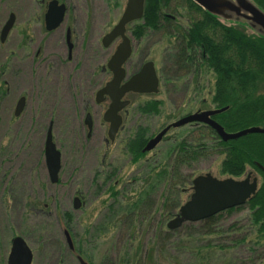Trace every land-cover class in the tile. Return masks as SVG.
Here are the masks:
<instances>
[{
  "label": "rangeland",
  "instance_id": "rangeland-1",
  "mask_svg": "<svg viewBox=\"0 0 264 264\" xmlns=\"http://www.w3.org/2000/svg\"><path fill=\"white\" fill-rule=\"evenodd\" d=\"M37 1L0 0V25H4L8 21L10 13L17 14V24L19 26L34 25L38 6ZM208 1L212 3L213 10L221 19L220 21L227 23L228 26L232 25L230 23L233 21L237 20L238 22L239 19L244 22L241 16L243 9L240 6L243 3L257 6L264 12V9L253 0ZM229 1L233 6L235 4L239 5V12L234 8L230 9ZM127 2L128 0H80L79 2L83 13L86 16L89 15L84 20V24L88 27L87 32L91 26H95V30L91 35V47L99 54L97 59L100 60L101 69L106 67L116 47L121 43L118 40L108 49H104L101 41L118 23ZM180 11L182 17H179V21L186 25L187 18L183 16L186 12L184 10ZM92 14L96 16L95 19L91 17ZM245 30L249 35H255L258 32V29L253 30L248 26ZM127 35L130 38L132 37L130 26H128ZM84 36L86 39L83 49L85 50L89 33H85ZM131 39L133 55L129 60V65H126V69L130 73H134L145 63L153 62L160 78L159 93L149 95L130 94L127 96L126 99L130 100L131 104L122 113L123 125L115 138V142L112 143L108 138L107 125L103 124L101 116L106 105L94 108L97 112V131L93 132L89 139L87 137L88 129L86 127L82 129V126L79 125V123H83L84 118V112L78 108L80 103L79 93L76 98V106L73 107L72 104L75 99L73 98L72 101L69 97L70 101L68 102L62 92L65 105L59 107V113H57L58 118L62 120V124L54 131L57 139L56 143L62 152L63 164L60 181L57 184L50 182L51 179H49V185H45L44 182L47 178L40 176L37 172L30 171V169L39 165L40 160H42V163L46 161L45 155L32 151L28 144L31 140L37 138L38 143L43 144L44 139H46L49 121L46 114L48 97H38V100H30L23 116L19 120L17 119V123H20L21 127L20 131L18 130L20 136L16 138L25 145L20 146L19 150L16 151L19 158L18 164L20 165L16 170L18 173L19 171L22 172H20L19 177L10 179L16 193L6 195V207L3 212L4 216L0 217V228L9 223L12 224L21 217L23 220L29 218V216L27 218L23 216L22 213L25 212L27 207L30 208V204L38 207L36 216L31 218L32 226H34L33 235L31 234L32 247L37 254L34 264H48L46 262L48 257L49 264H79L78 255L82 256L89 264H117L119 256L127 246L129 228L122 225L123 229L119 234L117 224L126 217H122V213L118 215L117 211L119 210L115 214L109 212L113 197L120 194L118 196L123 195L126 197V199H123L129 204L131 202L134 204L138 200L140 190L144 186L146 189L148 187L147 183H144L146 174H150L154 170L160 171L164 166L172 172L174 165H176V161H174L176 155H171V149L175 147L174 141L179 139L177 142L186 140L193 143L201 140L202 143L207 144L211 141L209 129H198L203 124H189L181 128L171 129L154 150L145 152L140 161H132V156L128 152V143L139 131V126L145 129V140L148 141L168 125L195 113V109L214 110L211 99L215 90L216 78L212 72L201 73L197 78H194L192 83L190 74H184L186 72L175 73L169 58L172 48L168 46L166 36L161 33L150 32L140 40H135L133 37ZM14 43L16 42L12 40L10 45L6 47V63H9L8 51L15 47ZM110 79H112V75L109 72L102 74L97 83H94V80L91 81L93 87L88 88L87 91L91 94L92 99L95 98L96 91ZM197 80L199 82L196 83ZM17 98L18 93L14 92L8 101L13 102ZM146 101H162L160 115L142 114L139 107L145 104ZM50 102L51 99L49 98V105ZM7 115L5 125L1 128L2 133L6 131L7 123L10 121L8 118L10 116ZM209 128L214 131L211 127ZM95 129L96 127L94 131ZM203 156L200 161L192 163L190 167L181 169V173H183V179L180 181L182 186H177V191L172 195L173 204L176 207L173 214L165 219V230H167V223L177 215L180 206L190 199L192 194L190 188L196 177L210 173L218 179L227 178V176H222L220 172L224 156L215 153L210 155L205 153ZM106 168L107 171H111V169L120 170V173L114 179L98 177L97 174H100V170ZM249 173H253L254 177H258L259 186L262 185L263 179L260 173L248 166L247 173L244 176L246 177ZM244 176L241 178H244ZM139 178H143L144 181ZM137 179L138 184L135 183ZM174 182L177 183L178 181L175 180ZM182 189H185L186 192L182 193ZM164 192L169 194V191L164 189L162 184L151 201L153 207H145L142 213L144 212L150 219H158L161 215L159 204L163 202L161 196ZM75 198L81 200V206L78 209L75 208ZM10 201L12 202L10 203ZM176 201H178L177 204ZM45 204L49 205L48 209H45ZM25 205L27 206L25 207ZM41 211L43 214H41ZM46 213L49 214V217ZM249 214L250 212L244 209L224 216V219L218 222V226L225 229L233 224L235 226L244 225L249 219ZM110 217L114 219V223L106 225V231L99 233L97 226L105 220H110ZM29 222L30 220L25 221V223ZM201 227L202 230H207L205 226L197 225L189 231L198 236ZM66 231L71 236L73 248H70L67 241ZM4 232L0 231V236L3 235V238L4 236L7 238L11 234L9 231ZM48 238L49 248H44L42 240ZM254 238H257V235ZM201 245L197 240L194 241L193 246L195 248ZM175 254L178 255L176 252ZM188 255L191 259L192 255ZM183 262L189 261L184 258Z\"/></svg>",
  "mask_w": 264,
  "mask_h": 264
},
{
  "label": "trees",
  "instance_id": "trees-1",
  "mask_svg": "<svg viewBox=\"0 0 264 264\" xmlns=\"http://www.w3.org/2000/svg\"><path fill=\"white\" fill-rule=\"evenodd\" d=\"M253 1L264 9V0ZM180 10L186 12L183 15L187 18L186 25L179 21L182 17ZM129 26L135 40L150 32L166 36L168 46L172 48L169 58L173 71L190 74L192 83L201 73L214 74L216 81L211 104L214 109H226L214 120L227 133L234 134L253 127L264 128V35L259 32L249 35L245 28L251 27L242 20L228 26L194 0H145L143 19ZM161 106L162 101H146L139 108L144 115H160ZM202 128L209 129L210 143H202L201 140L193 143L186 140L177 142L179 139L174 141L171 155H176V165L172 172L164 166L160 171L146 174L144 183L148 187L140 190L134 204L125 201L123 195L113 197L109 212L115 214L119 210L117 214L122 213V217H126L117 224L119 234L122 225L129 228L127 246L117 264H264V134H249L225 142L209 127H198ZM138 129L128 143L133 162L144 157L143 149L148 142L145 140V129L140 126ZM205 153L224 156L220 171L222 176L239 179L247 173L249 166L261 174L262 185L245 205L198 223H185L177 231L165 230V219L173 214L176 207L172 195L177 186H182L181 169L200 161ZM175 180L178 182L175 183ZM138 182V179L135 180L136 184ZM162 184L169 194L164 192L165 195L161 196L163 202L159 204L161 215L158 219H150L142 211L145 207H153L151 201ZM185 192L182 189V193ZM244 209L250 212L244 225L233 224L225 229L218 226L224 216ZM112 222L114 219L110 217V220L97 226V231L105 232L106 225ZM197 225L205 226L207 230L201 227L200 234L195 236L189 229ZM255 235L257 238H254ZM195 240L202 245L195 248ZM188 254L192 255L191 259ZM184 258L189 262H183Z\"/></svg>",
  "mask_w": 264,
  "mask_h": 264
},
{
  "label": "flooded vegetation",
  "instance_id": "flooded-vegetation-1",
  "mask_svg": "<svg viewBox=\"0 0 264 264\" xmlns=\"http://www.w3.org/2000/svg\"><path fill=\"white\" fill-rule=\"evenodd\" d=\"M37 2L38 6L34 25L19 26L17 24L16 13H10L9 15V17L11 15L15 17L12 28L6 30L7 21L4 25H0V217L2 215L4 216L3 212L6 207V195L16 193L14 190L15 187L11 184L10 179L19 177L21 175L20 172H22L19 171L18 173L16 170L20 167L16 151L19 150L18 148L20 146L25 145L16 138L20 136L19 131L21 127L20 123H17V119L19 120V118L23 116L30 104V100H38V97H48V110H46V114L49 117V121L46 136L49 129L52 128L53 141L60 152L61 150L56 143L57 139L54 131L62 124V120L58 118L57 113H59V107L61 108L65 105L63 93L68 102L71 99L73 101V98L75 99L72 104L73 107L76 106V98L79 93L80 103L78 108L84 112L83 123H79L82 129L85 127L87 129L89 128L87 127L86 119L88 116H91L92 132L89 133L88 130L87 134L89 139L93 132L97 131V112L94 110L96 106L100 107L106 105L101 116L104 122L103 124L107 125L106 128L108 131L110 127V124L107 123L104 118L110 107V99L108 96H104L103 101L99 103L97 101V93L105 87L111 79L105 82L96 91L95 98L92 99L91 94L87 91L88 88L93 87V83H91L92 80H94V83H97L102 74L110 72L107 65L101 69L100 60L97 59L99 54L91 47V35L95 30V26H91L89 28L90 30L87 32L88 27L84 24L85 18L89 17V15L86 16L83 10H81L79 5L80 0H38ZM54 2H57L58 5H54ZM61 5L66 7L65 15L61 24L54 26L59 15L58 6L60 7ZM48 13L50 15L49 25L46 20V15ZM91 17L93 19L96 18L93 14ZM85 33H89V36L87 48L84 50ZM12 40L16 42L14 43L15 47H12L8 51L9 63H6V47L10 45V41ZM111 46L112 44L110 47ZM103 48L108 49L109 47L105 48L103 46ZM140 69L134 73H130V71L127 70V78L123 81V84L138 73ZM28 80H30V82H28ZM14 92L18 93V98L13 102L8 101ZM49 98L51 99L50 105ZM20 102L22 103L20 109L21 113L17 116L16 114ZM123 111L119 113L122 119H124L122 115ZM7 114L10 116L8 117L10 121L7 123L8 127L6 131L2 133L1 128L5 125ZM95 127L96 129L94 131ZM38 142V138L33 139L28 145L31 147L32 151L40 155H45L46 139H44L43 144ZM111 142L114 143L115 140ZM143 153H145L144 149ZM62 166L61 152L60 174L62 172ZM108 166L112 167L110 165ZM37 167L38 169L35 170ZM30 171L34 173L37 172L40 176L47 178L44 184L49 185L50 178L46 161L42 163V160H40L39 165L30 169ZM119 173L120 170L111 169V171H107L106 168L100 170V174H97V176L103 177L104 179H114L115 177L117 178ZM252 178H254V176ZM11 202L12 201H10V203ZM26 206L27 205H25V207ZM29 207V209L27 207L25 212L22 213L23 216L26 218L29 216V218L23 220L21 217L12 224L9 223L0 228L1 232H11L10 236L7 238L6 236L3 238V235L0 236V264H9V257L13 249V241L16 238H21L30 249L32 254L31 264H34L36 261L37 254L36 250L32 247L33 239H31V234L33 235L32 231L34 230L31 218L36 216L38 207L32 206L31 204ZM48 207L49 205L45 204V209H48ZM41 214H43L42 211ZM47 216L49 217V214H47ZM26 220H30V222L25 223ZM42 242L44 248H49V238L43 239ZM79 256L80 255L77 256V260ZM47 259L46 262L49 264V257ZM87 263L89 264V262Z\"/></svg>",
  "mask_w": 264,
  "mask_h": 264
},
{
  "label": "water",
  "instance_id": "water-1",
  "mask_svg": "<svg viewBox=\"0 0 264 264\" xmlns=\"http://www.w3.org/2000/svg\"><path fill=\"white\" fill-rule=\"evenodd\" d=\"M194 1L199 3L209 12L217 15L213 10V5L210 1ZM56 4L58 5L57 2H54V5ZM229 4L231 5V10L234 8L239 12L240 9L238 4H235V7L230 1ZM243 4L240 5L244 11V13H241L243 20L248 22L253 30L258 29V32L264 35V12L257 6L246 3ZM144 9L145 0H128L119 22L102 40L105 48L110 47V45L116 40H121V43L117 46L115 53L112 55L107 65V68L113 74V79L97 93V101L99 103L103 101L104 96H108L111 101L110 107L104 117L105 121L110 124L109 138L111 141L115 140L123 124V119L119 113L130 105V101L124 100L125 96L129 93H159L160 82L153 62H147L138 73L133 75L123 84V81L127 78L125 65L128 63L133 53L132 40L127 35V26L141 20L144 16ZM58 11L59 15L54 26L60 25L63 21L66 7L64 5H61L60 7L58 6ZM46 16L47 24L49 25V13ZM14 22L15 17L14 15H11L6 23V30L12 28ZM21 105L22 103L20 102L16 114L17 116L21 113ZM225 110L226 109H215L211 111L197 112L168 125L155 137L150 139L144 152L154 150L171 129L181 128L189 124H205L211 127L225 142L236 140L249 134H264V129L260 127L249 128L234 134L227 133L225 129L213 119V117ZM86 124L89 126V131L91 132V116L87 117ZM45 157L51 182L57 184L59 182V173L61 170V153L57 150V147L53 142L52 128L49 129L47 134ZM262 170L264 171V168H262ZM251 179V174L246 179H234L230 177L226 179H218L212 174L196 177L191 187L192 195L190 199L181 206L177 216L169 221L167 228L170 231H177L185 223H198L226 210L245 205L248 200L257 194L258 191V179ZM80 202V198H75L76 209L81 206ZM65 236L70 248H73L71 236L67 231L65 232ZM78 261L80 264H88L81 256L78 257ZM31 262L32 254L30 249L21 238H16L13 241V249L9 257V264H31Z\"/></svg>",
  "mask_w": 264,
  "mask_h": 264
}]
</instances>
